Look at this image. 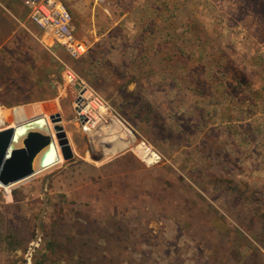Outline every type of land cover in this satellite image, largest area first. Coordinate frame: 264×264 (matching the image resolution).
I'll use <instances>...</instances> for the list:
<instances>
[{"label": "rangeland", "instance_id": "374dc122", "mask_svg": "<svg viewBox=\"0 0 264 264\" xmlns=\"http://www.w3.org/2000/svg\"><path fill=\"white\" fill-rule=\"evenodd\" d=\"M57 1L77 57L0 0V130L53 101L73 153L0 185V264H264V0Z\"/></svg>", "mask_w": 264, "mask_h": 264}, {"label": "water", "instance_id": "95a60500", "mask_svg": "<svg viewBox=\"0 0 264 264\" xmlns=\"http://www.w3.org/2000/svg\"><path fill=\"white\" fill-rule=\"evenodd\" d=\"M16 108V107H14ZM61 146L64 159L73 156L55 103L44 106ZM41 117L28 119L21 131L16 127L0 130V185L10 186L24 180L45 167V158L54 148L55 140L48 121ZM19 127V126H18Z\"/></svg>", "mask_w": 264, "mask_h": 264}, {"label": "built area", "instance_id": "2783aa9c", "mask_svg": "<svg viewBox=\"0 0 264 264\" xmlns=\"http://www.w3.org/2000/svg\"><path fill=\"white\" fill-rule=\"evenodd\" d=\"M30 7L32 17L74 57L82 52V45L74 38L71 16L63 4L57 0H25Z\"/></svg>", "mask_w": 264, "mask_h": 264}, {"label": "bare ground", "instance_id": "6f19581e", "mask_svg": "<svg viewBox=\"0 0 264 264\" xmlns=\"http://www.w3.org/2000/svg\"><path fill=\"white\" fill-rule=\"evenodd\" d=\"M47 103H49V102H47ZM44 106H45V104L25 105V106H18L14 110L17 122H22V121H24L26 119V117H32L33 116V117H41L42 118L41 119L42 122L44 121L43 119L45 118L48 121V123L50 124L51 130H52V134H53L54 140H55V146L47 154V156L45 158V167L43 169H41L40 171H48V170H50V168L55 166L57 161L61 159V153H62V150L60 149L61 146H59L60 144H59L58 139H57V137L55 135V132L53 130L52 123H51V121L49 119V116L47 114H45L44 111H43ZM25 122H23L17 128L18 132L23 129V125H24ZM95 126H96V124H94L91 121L86 124V128H87L88 131L92 130ZM66 138H67V135H66ZM60 150H61V152H60ZM40 171H38V172H40Z\"/></svg>", "mask_w": 264, "mask_h": 264}]
</instances>
